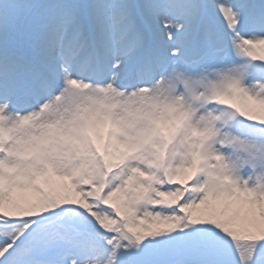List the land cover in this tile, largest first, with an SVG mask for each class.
I'll return each instance as SVG.
<instances>
[{
	"label": "snow or ice",
	"instance_id": "snow-or-ice-1",
	"mask_svg": "<svg viewBox=\"0 0 264 264\" xmlns=\"http://www.w3.org/2000/svg\"><path fill=\"white\" fill-rule=\"evenodd\" d=\"M0 264H264V0H0Z\"/></svg>",
	"mask_w": 264,
	"mask_h": 264
},
{
	"label": "rangeland",
	"instance_id": "rangeland-1",
	"mask_svg": "<svg viewBox=\"0 0 264 264\" xmlns=\"http://www.w3.org/2000/svg\"><path fill=\"white\" fill-rule=\"evenodd\" d=\"M104 134H105V132H104Z\"/></svg>",
	"mask_w": 264,
	"mask_h": 264
}]
</instances>
